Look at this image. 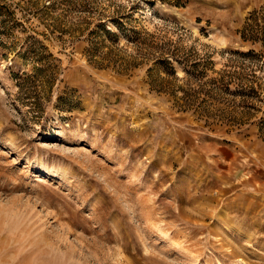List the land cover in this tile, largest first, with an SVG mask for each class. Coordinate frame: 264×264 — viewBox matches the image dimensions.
I'll list each match as a JSON object with an SVG mask.
<instances>
[{"label":"rangeland","instance_id":"rangeland-1","mask_svg":"<svg viewBox=\"0 0 264 264\" xmlns=\"http://www.w3.org/2000/svg\"><path fill=\"white\" fill-rule=\"evenodd\" d=\"M0 264H264V0H0Z\"/></svg>","mask_w":264,"mask_h":264},{"label":"trees","instance_id":"trees-1","mask_svg":"<svg viewBox=\"0 0 264 264\" xmlns=\"http://www.w3.org/2000/svg\"><path fill=\"white\" fill-rule=\"evenodd\" d=\"M251 90H253V89H250V88H249V89H247V91H248V92H252Z\"/></svg>","mask_w":264,"mask_h":264},{"label":"bare ground","instance_id":"bare-ground-1","mask_svg":"<svg viewBox=\"0 0 264 264\" xmlns=\"http://www.w3.org/2000/svg\"><path fill=\"white\" fill-rule=\"evenodd\" d=\"M240 261V260H239Z\"/></svg>","mask_w":264,"mask_h":264}]
</instances>
